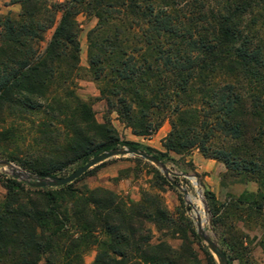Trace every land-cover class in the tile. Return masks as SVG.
Here are the masks:
<instances>
[{
  "label": "trees",
  "instance_id": "obj_1",
  "mask_svg": "<svg viewBox=\"0 0 264 264\" xmlns=\"http://www.w3.org/2000/svg\"><path fill=\"white\" fill-rule=\"evenodd\" d=\"M11 3L21 13L0 16V159L36 176L66 177L101 152L139 150L121 141L112 114L142 138L169 121L165 152L146 153L165 162L171 153L190 157L199 150L226 166L223 186L228 178L258 185L257 193L223 205L205 193L214 229L231 252L232 219L256 216L264 230V0ZM80 14L98 22L88 35L87 70ZM83 78L97 85L107 105L104 123L78 94ZM9 120L17 126L3 127ZM136 161L151 168L161 190L173 188L148 162ZM91 172L59 188L0 181L7 192L0 202V264H85L92 248L93 264H202L197 243L216 264L185 211L178 222L161 194L144 192L134 202L90 189L82 183ZM152 227L182 245L154 244Z\"/></svg>",
  "mask_w": 264,
  "mask_h": 264
},
{
  "label": "rangeland",
  "instance_id": "obj_2",
  "mask_svg": "<svg viewBox=\"0 0 264 264\" xmlns=\"http://www.w3.org/2000/svg\"><path fill=\"white\" fill-rule=\"evenodd\" d=\"M59 3H64L65 0H55ZM21 13L19 5H13L11 0H0V16H17ZM61 14L58 15V20ZM77 23L80 30L81 43V67L83 69L89 68L88 61V35L91 30L97 26V20L80 14L77 17ZM53 30L46 34V41L43 44L45 48L51 41ZM78 94L85 101H92L93 109L96 113V118L99 123H104V118L107 113V105L100 100V92L97 85L88 78L78 80ZM112 123L119 133V137L123 142H132L139 145V150L145 152L146 149L164 153L162 141L168 136L171 131L169 121L165 122L162 128L157 131L152 137L142 138L133 134L132 130L118 121V116L114 113L111 115ZM17 126L13 121H8L7 125L3 127ZM26 129L29 125L25 124ZM8 146V145H7ZM4 145V147H7ZM13 149L12 146H8ZM122 148V147H120ZM23 153L25 149L21 150ZM154 152L153 155L154 156ZM155 157V156H154ZM138 157H118L112 158L99 166L93 168L90 176L86 177L82 185L88 186L90 189L104 188L116 194L130 198L134 202H140L144 192H151L153 194H161L164 198L166 207L176 221H180L181 212L185 211L192 223L196 234L208 253L213 257L216 264H220L215 255L212 254L207 244L200 239L197 220L194 218V213L199 209L204 214L207 220L204 230L207 235L219 246V248L227 255L232 264H264V251L261 247L262 236L264 230L262 229V219L256 216L249 218L237 217L232 219L233 226V241L235 253L231 252V248L227 246L222 233L216 231L212 222V214L209 208V202L205 197V193H213L220 205L230 201L232 196L240 197L245 192L257 193L258 185L255 183L240 184L227 179L225 186L222 185L223 177L227 174L226 166L212 159H206L199 150H195L190 157H181L171 153L165 162L160 161L168 169H170L175 176H171V180L175 181L182 188L189 193L186 198L183 193L175 187L159 188V184L154 180V175L150 173L151 168H146L145 164H140L136 160ZM7 161L5 159H0ZM143 160V159H141ZM145 161V160H143ZM9 162V161H7ZM147 162V161H146ZM15 169L22 172H27L18 166L16 163L10 162ZM149 163V162H148ZM157 169L169 182V179L164 175L162 170L155 165L149 163ZM86 165V164H85ZM84 166L82 163L72 168L67 176L73 173L76 169ZM28 173V172H27ZM66 176V177H67ZM5 178L16 180L24 185L31 184L27 179H15L12 171L7 168H0V181ZM192 178H196L193 180ZM199 183V187L196 185ZM81 185V186H82ZM172 186V185H171ZM162 191V192H161ZM201 191V195L199 194ZM7 192L0 183V202L4 200ZM190 208V213H188ZM154 233V244H159L160 241L168 242L174 249H178L182 245L179 237L165 238L156 228L152 227ZM197 243V242H196ZM199 253L202 264H209V259L204 252L201 251L198 243L195 245ZM97 255L96 248H92L85 256V264H93Z\"/></svg>",
  "mask_w": 264,
  "mask_h": 264
},
{
  "label": "water",
  "instance_id": "obj_3",
  "mask_svg": "<svg viewBox=\"0 0 264 264\" xmlns=\"http://www.w3.org/2000/svg\"><path fill=\"white\" fill-rule=\"evenodd\" d=\"M138 157L141 158L156 167L160 168L164 175L169 179L171 185L175 187L177 190H179L183 195L188 198L189 193L188 191L184 190L181 185L176 183L175 181L171 180V176H175V174L168 169L164 164H162L156 157L140 151L136 148H115L110 151L101 152L98 155L94 156L86 165L76 169L73 173H71L67 177H46L43 175H33L27 172H22L20 170H17L14 168V166L7 161L0 160V168H7L12 171L13 177L15 179H27L31 186L34 188H40V189H47V188H59V187H65L67 185L73 184L80 178H82L87 172L92 170L93 168L99 166L100 164L112 159V158H118V157ZM193 180H196V178H192ZM196 185L199 187V183L196 182ZM199 194L201 195V191H199ZM188 213H190V208L187 209ZM197 229L200 236V239L204 241L207 246L209 247L210 251L213 255L217 257L220 264H230L229 259L227 258L226 254L219 248V246L214 242L206 233V230L202 228L201 221L197 222Z\"/></svg>",
  "mask_w": 264,
  "mask_h": 264
},
{
  "label": "bare ground",
  "instance_id": "obj_4",
  "mask_svg": "<svg viewBox=\"0 0 264 264\" xmlns=\"http://www.w3.org/2000/svg\"><path fill=\"white\" fill-rule=\"evenodd\" d=\"M194 218H195V220H197V221H201V223H202V228L204 229L207 220L204 218V214H203V212H201L199 209H197V210L195 211V213H194Z\"/></svg>",
  "mask_w": 264,
  "mask_h": 264
}]
</instances>
